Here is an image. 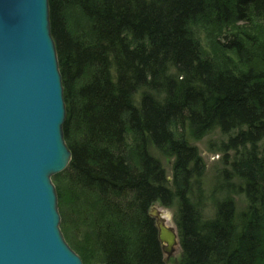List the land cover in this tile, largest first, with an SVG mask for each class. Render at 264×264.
<instances>
[{
	"label": "trees",
	"instance_id": "obj_1",
	"mask_svg": "<svg viewBox=\"0 0 264 264\" xmlns=\"http://www.w3.org/2000/svg\"><path fill=\"white\" fill-rule=\"evenodd\" d=\"M223 2L48 0L66 113L62 131L71 153L59 175L69 189L95 198L104 221L93 230L102 264H161L148 215L156 202L176 208L180 264H264V69L253 71L248 63L264 67V59L243 57L252 52L246 43L263 32L264 24H255L264 21V0ZM71 7L88 22V39L67 34ZM206 18L231 26L224 49L247 69H217L203 53L189 25ZM186 129L196 139L213 129L229 135L222 148L234 157L221 177L226 192L244 194L240 214L226 199L203 219L191 186H199L204 165ZM148 146L173 159L170 182ZM247 146L251 152L240 153Z\"/></svg>",
	"mask_w": 264,
	"mask_h": 264
},
{
	"label": "water",
	"instance_id": "obj_2",
	"mask_svg": "<svg viewBox=\"0 0 264 264\" xmlns=\"http://www.w3.org/2000/svg\"><path fill=\"white\" fill-rule=\"evenodd\" d=\"M65 117L48 0H0V264H81L59 232L50 181L71 160ZM148 215L170 257L169 214L152 206Z\"/></svg>",
	"mask_w": 264,
	"mask_h": 264
},
{
	"label": "rangeland",
	"instance_id": "obj_3",
	"mask_svg": "<svg viewBox=\"0 0 264 264\" xmlns=\"http://www.w3.org/2000/svg\"><path fill=\"white\" fill-rule=\"evenodd\" d=\"M219 1V0H218ZM224 1V0H220ZM227 2V0H225ZM224 3V2H223ZM66 21L68 24L67 34L77 41L80 34L85 39L91 36L88 22L81 16L76 8H68L65 12ZM214 16L209 14V21L213 22ZM208 20L193 21L189 25L190 31L194 33V37L199 41L203 53L216 64V68L230 72H240L242 69H247L245 63L238 61L233 53L224 49V44H227V40L223 38L224 33L228 34V26L223 23L213 24L208 23ZM232 22V21H231ZM230 22V23H231ZM243 22H238L235 25L240 26ZM264 24H255L256 27H260ZM75 26V30L73 29ZM76 27H79L78 31ZM257 30V29H256ZM264 32V26L262 27ZM79 32V33H78ZM252 37V43L247 44L246 48L250 51H246L244 58L250 57V55L258 56V62H262L264 59V33ZM79 35V36H78ZM229 39L228 41H230ZM255 52V53H253ZM253 57V58H254ZM249 66L256 72H262L264 67ZM76 88V87H74ZM141 93L135 96L134 101L139 99ZM66 114V113H65ZM234 133H231V136ZM63 137V136H62ZM74 137V136H73ZM76 139V137H74ZM185 138L188 145L196 149V152L204 165V172L199 180V186L194 184L191 186L193 191V198L197 200V197L201 198L200 209L202 210L203 219L209 220L214 215V204L226 199H231L234 202L236 213L240 214L246 207V201L244 194H235L226 192V182H223L221 173L225 170V161H231L234 157V152H227L223 150L222 146L228 143L229 135L221 133L218 129H213L207 132L204 136L196 139L189 129L185 131ZM65 147L68 149L67 143L63 137ZM148 154L157 160L161 168L164 170L166 178L171 181L172 164L173 159L169 158L166 154L159 152L153 147L148 146ZM264 150L263 144L259 145V153L262 155ZM251 152V147L247 146L245 150H241L240 153ZM59 174L52 175L50 181L54 187L56 197V209L59 216L58 229L61 234L62 240L67 247L74 252L81 261V264H102V257L99 255L96 239L93 237L94 223L98 225L103 223V219L99 221V213L95 205V198L89 196L88 193L80 190L73 191L69 189V184L63 176ZM237 185L235 181L232 182ZM159 210L168 213L167 225L176 226V208L175 206L166 207L160 202H156L155 205ZM107 222L109 219L104 218ZM99 221V222H98ZM115 227L112 226V229ZM122 232V231H121ZM120 232V234H122ZM178 233V232H177ZM129 231L125 235L128 236ZM161 264H180L182 260V252L178 245L175 247L173 254L167 257L162 253Z\"/></svg>",
	"mask_w": 264,
	"mask_h": 264
},
{
	"label": "bare ground",
	"instance_id": "obj_4",
	"mask_svg": "<svg viewBox=\"0 0 264 264\" xmlns=\"http://www.w3.org/2000/svg\"><path fill=\"white\" fill-rule=\"evenodd\" d=\"M61 76V75H60ZM64 125V124H63ZM62 128H63V126H62ZM63 132V131H62ZM70 152V151H69ZM70 155H71V153H70ZM65 158H64V160L66 161V163L68 162V156H67V154L64 156Z\"/></svg>",
	"mask_w": 264,
	"mask_h": 264
}]
</instances>
